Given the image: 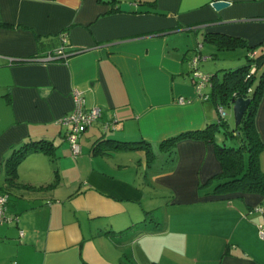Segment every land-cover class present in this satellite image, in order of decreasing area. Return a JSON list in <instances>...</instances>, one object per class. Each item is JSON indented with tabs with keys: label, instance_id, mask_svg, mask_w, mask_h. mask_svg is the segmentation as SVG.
<instances>
[{
	"label": "crops",
	"instance_id": "crops-1",
	"mask_svg": "<svg viewBox=\"0 0 264 264\" xmlns=\"http://www.w3.org/2000/svg\"><path fill=\"white\" fill-rule=\"evenodd\" d=\"M214 1L0 0V194L15 218L0 224V264H264V197L211 193L221 172L212 144L160 149L216 120L192 84L199 35L264 42V0L220 11ZM60 34L67 57L41 62ZM76 92L102 116L75 158L59 121ZM255 122L264 144V94ZM100 139L146 142L156 161L96 153ZM39 141L54 156L28 155L7 185L12 150ZM259 164L264 173V151Z\"/></svg>",
	"mask_w": 264,
	"mask_h": 264
},
{
	"label": "trees",
	"instance_id": "trees-1",
	"mask_svg": "<svg viewBox=\"0 0 264 264\" xmlns=\"http://www.w3.org/2000/svg\"><path fill=\"white\" fill-rule=\"evenodd\" d=\"M60 35L57 39L61 44ZM203 36L204 41L216 51L244 50V59H238L233 65H227L228 68H220L214 74L203 73L200 67L216 58L217 54L204 56L203 45L200 42L197 43L190 62L192 63L194 57H199V59L205 57V61L200 60L198 68L203 74L211 77V81H208L202 90V97L199 94L198 96L201 101L210 102L214 106L216 120L203 129L185 132L162 142L160 149L164 153L171 154L175 144L185 139L212 144L221 166V172L213 178L215 181L211 193L214 195L251 193L264 197V173L259 164V156L264 151V144L255 122L264 94V42L251 46L245 39L218 32L205 33ZM190 67L192 74V64ZM237 99L249 100V105L241 123L231 127L227 120L226 109L232 108ZM219 110H223L225 115L221 116ZM96 144V149L98 148L95 150L96 153L105 155L110 152L143 150L148 166L156 161L154 150L150 144L143 141L132 143L100 139ZM32 153H44L53 157L54 147L50 142L39 141L24 144L16 150L13 149L5 161V183L7 185L11 186L15 183L18 166ZM1 196H7L5 205L6 215L9 217L7 213L9 195L3 192Z\"/></svg>",
	"mask_w": 264,
	"mask_h": 264
},
{
	"label": "built area",
	"instance_id": "built-area-1",
	"mask_svg": "<svg viewBox=\"0 0 264 264\" xmlns=\"http://www.w3.org/2000/svg\"><path fill=\"white\" fill-rule=\"evenodd\" d=\"M61 46L57 48L53 53H50L46 57L41 59V62H55L62 58L67 57L66 48L68 46V41L66 40L65 34L60 35ZM198 54V53H197ZM199 55V54H198ZM205 61L206 58L194 57L192 61V81L196 92L202 97V90L207 85L208 81H211L209 75L203 74L199 68V62ZM179 103L182 104L183 100L179 99ZM74 109L73 111L60 119L59 124L66 129L65 138L70 145L72 156L77 157L81 154L80 138L82 135L102 116V110L99 108H93L87 110L85 108L84 99L80 93L76 92L74 94ZM219 114L224 116L223 110H219ZM113 129L112 125H106L105 130ZM6 202L7 196L0 197V224L12 223L13 218L6 215ZM259 212L263 213L262 208L258 209ZM260 237L264 241V230H259Z\"/></svg>",
	"mask_w": 264,
	"mask_h": 264
},
{
	"label": "rangeland",
	"instance_id": "rangeland-1",
	"mask_svg": "<svg viewBox=\"0 0 264 264\" xmlns=\"http://www.w3.org/2000/svg\"><path fill=\"white\" fill-rule=\"evenodd\" d=\"M199 42L203 45L202 51H203L204 56H209L215 53L217 54L216 58L204 63L200 67L203 73L211 74V71L213 70H218L220 68H228L227 65L229 66V65L234 64L238 59H244L245 52L242 49H238L234 51H216L214 49H211V47L207 44V42L204 41V38L202 35H199ZM224 64H227V65L225 66ZM219 76L220 75H218V77ZM207 103H210V102H207ZM226 113H227V120L229 122V125L231 127H234L235 121L233 117L232 108L226 109ZM154 152H157V151L155 150Z\"/></svg>",
	"mask_w": 264,
	"mask_h": 264
},
{
	"label": "water",
	"instance_id": "water-1",
	"mask_svg": "<svg viewBox=\"0 0 264 264\" xmlns=\"http://www.w3.org/2000/svg\"><path fill=\"white\" fill-rule=\"evenodd\" d=\"M229 5H230V3L227 2L226 0H215L212 3V7L215 11H220L222 9L228 8ZM120 10L122 12H127L128 11V5L122 4L120 6ZM248 105H249V100H244V99H237L233 103L232 110H233V117H234V121H235V126H238L241 123L242 117H243L244 113L246 112Z\"/></svg>",
	"mask_w": 264,
	"mask_h": 264
}]
</instances>
